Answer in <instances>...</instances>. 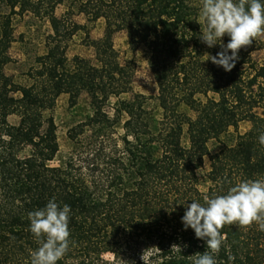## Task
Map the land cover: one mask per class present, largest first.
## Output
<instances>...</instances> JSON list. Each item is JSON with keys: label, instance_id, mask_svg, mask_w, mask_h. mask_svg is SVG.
Masks as SVG:
<instances>
[{"label": "trees", "instance_id": "obj_1", "mask_svg": "<svg viewBox=\"0 0 264 264\" xmlns=\"http://www.w3.org/2000/svg\"><path fill=\"white\" fill-rule=\"evenodd\" d=\"M200 3L0 0V264H30L38 244L27 214L52 197L72 209L73 243L57 264H192L207 245L191 228L183 229L190 199L203 203L204 196L240 180L264 177V146L258 140L264 134V62L254 59L255 50L264 52V39L258 34L241 48L238 62L225 72L205 60L220 49L199 38ZM64 4L68 8L58 16L57 7ZM25 13L51 27L47 51L37 57L28 85L5 71L15 16ZM77 13L88 23L76 22ZM98 20L105 22L104 34L91 39ZM80 30L95 50L94 61L67 56ZM122 30L132 50L146 48L158 93L118 99L109 114V100L130 92L133 84V64L122 63L114 50V36ZM82 92L89 95L93 114L71 138L88 148L87 158L56 162L53 109L60 95L68 94L75 104ZM12 115L19 117L17 124L10 122ZM242 121L251 123L244 133ZM221 231L226 239L217 264H264V231L255 222ZM107 254L113 259L106 260Z\"/></svg>", "mask_w": 264, "mask_h": 264}, {"label": "clouds", "instance_id": "obj_2", "mask_svg": "<svg viewBox=\"0 0 264 264\" xmlns=\"http://www.w3.org/2000/svg\"><path fill=\"white\" fill-rule=\"evenodd\" d=\"M199 15L204 24L201 42L220 49L215 55L207 54L205 60L225 72L236 65L241 48L264 32V0H201ZM224 37H228L227 43ZM258 140L264 146V134ZM190 200L181 217L183 229L191 228L195 238L207 245L192 264H217L216 256L226 239L221 231L225 225L249 226L255 222L258 230L264 231V177L240 180L226 191L204 196L203 203ZM71 215V207L58 203L55 197L44 207L28 212L29 231L38 244L30 253V264H57L68 253L73 243Z\"/></svg>", "mask_w": 264, "mask_h": 264}, {"label": "rangeland", "instance_id": "obj_3", "mask_svg": "<svg viewBox=\"0 0 264 264\" xmlns=\"http://www.w3.org/2000/svg\"><path fill=\"white\" fill-rule=\"evenodd\" d=\"M68 4V3H67ZM67 4L59 5L56 13L58 16L64 15L68 6ZM74 20L80 24H87V19L84 14L77 13L73 16ZM15 40L9 50L11 57L10 62L5 66L6 73L11 76L16 82L28 85L32 82V74L38 68L37 57L43 55L47 51L46 42L47 37L51 33V27L46 19L34 16L31 13H25L22 16H15ZM105 28L104 20H98L91 26V39H98L103 36ZM260 37L264 39V32L260 33ZM224 39V38H223ZM88 37L82 30L78 31L70 40L67 56L71 61L74 56H81L95 60V50L88 43ZM114 50L122 63L131 62L134 66V76L132 90L121 94L118 98L112 97L106 110L109 114H113L114 106L118 99L129 100L134 94H143L146 96L156 95L158 93V86L153 77L152 71L148 64V55L144 46L132 50L128 44V36L125 31H119L114 36ZM254 59L258 63L264 62V52L261 49L254 51ZM150 107L155 114L159 116L160 109L157 108L154 101H151ZM189 113L194 116V112L189 110ZM93 114V108L90 103V97L86 92H82L77 98L75 104H71V99L68 94H62L58 97L53 115L56 123L57 138L60 146L59 156L56 162L61 159L74 156L75 158H87L88 148L85 145L77 144L71 138L75 127L84 122L89 116ZM10 122L17 124L19 117L12 115L9 118ZM251 127L249 121H242L240 123L239 131L244 133ZM85 136V135H83ZM79 137L82 139V137ZM187 142V138L184 139ZM216 144L211 143V147ZM88 150V151H87ZM209 169V161L206 160L204 172ZM106 260H112L111 254L104 256Z\"/></svg>", "mask_w": 264, "mask_h": 264}]
</instances>
